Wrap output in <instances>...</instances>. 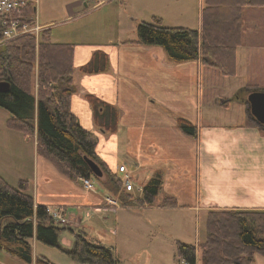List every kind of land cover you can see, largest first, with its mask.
<instances>
[{"label": "crops", "instance_id": "crops-1", "mask_svg": "<svg viewBox=\"0 0 264 264\" xmlns=\"http://www.w3.org/2000/svg\"><path fill=\"white\" fill-rule=\"evenodd\" d=\"M34 2L38 23L50 30L49 43L72 46L76 91L70 98V110L81 127L96 136V155L111 174L122 179L119 174L124 173L118 168L124 166L134 186L141 179L143 187L150 174L158 171L162 177L158 193L174 198L180 208L202 211L205 221L212 210H264V128L254 122L246 104L249 93L264 92V8H257L259 15L252 16L253 27L246 32L242 31V19L249 9H242L235 74L224 76L199 60L171 62L161 47L138 43L137 34L132 39L101 43L59 41L52 36L53 26L72 19L73 8L82 3L86 7L90 0ZM44 5L60 7H53L45 18ZM150 14L163 18L154 11ZM197 18L196 29L182 28L199 30L200 13ZM91 63L97 71H83ZM88 96L102 104L96 110L97 120ZM218 100L224 108L237 107L239 119L219 123L210 111H204L203 118V102L205 107H216ZM179 117L197 127L196 139L178 130ZM248 122L252 125H246ZM34 145L33 181H19L29 183L28 193L35 206L76 213L122 208H112L106 201L109 192L101 183L107 176L98 165L101 176L96 186L100 190L91 192L82 180L67 179L38 155L35 138ZM187 167H192L191 174ZM64 244L70 247L72 241Z\"/></svg>", "mask_w": 264, "mask_h": 264}, {"label": "trees", "instance_id": "trees-1", "mask_svg": "<svg viewBox=\"0 0 264 264\" xmlns=\"http://www.w3.org/2000/svg\"><path fill=\"white\" fill-rule=\"evenodd\" d=\"M203 1L199 30L166 27L161 19L152 17L137 24L138 43L161 47L171 62L199 60L224 76H233L242 9L264 8V0ZM33 13L34 4L28 2L24 15L30 17ZM49 38L50 30L42 31L38 40L34 36H22L8 42L0 54V81L10 85L8 92L0 93V108L9 114L8 128L34 137L37 154L69 180L96 181L86 159L93 161L107 176L104 186L117 193L122 180L99 160L96 136L82 128L70 110V98L76 91L72 46L51 44ZM83 71L97 69L91 63ZM88 100L97 120L96 110L102 104L91 96ZM176 125L184 136L196 139L197 127L189 121L179 117ZM161 184V176L156 174L129 205L152 206ZM28 189L27 181L20 180L12 187L0 176V251L32 264L31 240H36L59 249L73 261L115 264L112 248L86 232L67 228L73 236L72 244L63 246L59 234L66 229L55 224L46 207L35 206ZM158 207L178 205L166 197ZM197 252L201 264H253L256 255L264 258V212L235 209L208 212L204 242L196 246L177 243V255L185 264H196ZM36 263L52 264L42 256L36 258Z\"/></svg>", "mask_w": 264, "mask_h": 264}, {"label": "rangeland", "instance_id": "rangeland-1", "mask_svg": "<svg viewBox=\"0 0 264 264\" xmlns=\"http://www.w3.org/2000/svg\"><path fill=\"white\" fill-rule=\"evenodd\" d=\"M147 4L149 6L145 8L144 6ZM53 7L60 6H42L45 18L49 16ZM202 7H204L203 0H149L147 2L143 0H111L100 6H95L94 2H87L86 7L82 3L73 8V18L54 25L51 33L59 41L101 43L107 39L114 41L132 39L136 35L135 29L138 21L141 19L150 21L152 18L150 13L153 11L163 16L161 22L165 26L196 29L198 20L196 17ZM148 8L152 11H147ZM248 9L249 14H245L242 19L243 32L253 27L250 23L254 19L252 16L258 17L257 15H259V9ZM67 10H69L68 7ZM33 16L35 17V13ZM6 44H0V54L4 53ZM33 92L36 93L34 88ZM218 101L216 107H205L206 102H203V118L204 111H210L212 117L217 118L219 123L225 120L239 119L241 114L239 109H236L237 107L227 109L220 105L221 100ZM8 120L9 114L0 108V176L9 185L16 187L19 179L33 181L32 160L35 154V145L34 137L25 136L23 133L8 128ZM191 168H186L189 169L188 174L192 173ZM156 174L160 173L158 171L151 173L150 177L152 178ZM193 174L195 175V172ZM124 175L119 174L122 178ZM106 180L107 178L104 177L102 182L104 183ZM140 181L142 180L140 179ZM140 181L136 182L133 193L124 192L122 185L117 193H112L111 187L108 189L107 196L116 202L112 208L122 206L120 209L103 212L93 208L84 210L82 213L63 210V216L70 225H58L66 229L59 234L60 243L65 246L67 245L64 244L65 240L72 241L73 236L67 230V228H71L74 231L86 232L90 237L112 248L115 264H185L177 255V243L196 246L205 239L203 212L189 207L162 209L157 205L166 198L164 193H158L154 204L148 210H134V208L146 205H129L130 200L142 194L137 190L138 187H142ZM90 184L91 189L88 190L91 192L100 190V186L98 189L95 180H92ZM121 202L128 205L123 206ZM261 211L264 212V210ZM31 245L36 258L42 256L52 264H95L73 261L59 249L46 246L36 240H31ZM0 264L25 263L0 251ZM32 264H37L36 259ZM197 264H201L198 252ZM253 264H264V258L256 255Z\"/></svg>", "mask_w": 264, "mask_h": 264}, {"label": "built area", "instance_id": "built-area-1", "mask_svg": "<svg viewBox=\"0 0 264 264\" xmlns=\"http://www.w3.org/2000/svg\"><path fill=\"white\" fill-rule=\"evenodd\" d=\"M111 0H90L94 2L95 6H100ZM31 2L35 4L34 0H0V44H6L12 40H15L22 36H34L37 40L39 34L44 31V27L40 26L35 17H27L24 15V11L27 8V3ZM119 173L125 174V167L120 166L118 168ZM122 180V189L127 193H133L135 186L130 180L128 174H125ZM86 189H91L90 181L82 180ZM142 193V187L137 189ZM106 201L115 206L116 202L107 198ZM52 220L57 225H70L69 222L63 216V211L60 209H53L49 211Z\"/></svg>", "mask_w": 264, "mask_h": 264}, {"label": "water", "instance_id": "water-1", "mask_svg": "<svg viewBox=\"0 0 264 264\" xmlns=\"http://www.w3.org/2000/svg\"><path fill=\"white\" fill-rule=\"evenodd\" d=\"M10 85L7 82L0 81V93L8 92ZM246 104L249 108L250 115L254 122L264 128V92L255 91L247 96ZM91 171L95 177L101 176V171L97 164L93 161L86 159Z\"/></svg>", "mask_w": 264, "mask_h": 264}]
</instances>
